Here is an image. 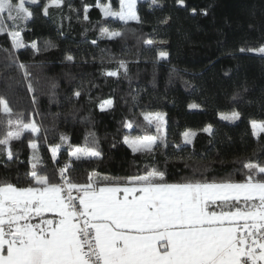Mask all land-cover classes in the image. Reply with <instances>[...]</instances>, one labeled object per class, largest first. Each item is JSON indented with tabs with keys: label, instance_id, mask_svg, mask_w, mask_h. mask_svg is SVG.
Wrapping results in <instances>:
<instances>
[{
	"label": "trees",
	"instance_id": "1",
	"mask_svg": "<svg viewBox=\"0 0 264 264\" xmlns=\"http://www.w3.org/2000/svg\"><path fill=\"white\" fill-rule=\"evenodd\" d=\"M46 2L41 0V5ZM95 3L64 0L61 8H50L48 16L42 6H33L34 18L21 32L26 47L15 50L31 74L28 80L5 59L2 49L11 48L10 39L0 35V95L15 113L41 128L35 136L28 132L12 142L11 162L5 164L0 156V180L16 183L18 175L30 170L31 139L37 142L42 171L70 162V175L78 180L90 172L118 178L143 174L153 157L133 154L123 137L143 134L139 125L145 111L164 115L169 147L156 149L155 162L170 182L194 167H206L209 179L230 176L239 181L241 161L264 162V133L254 136L250 123L264 121V57L239 51L264 44V0H185L184 7L176 0L151 7L150 1H142L137 3L141 22L127 25L105 18ZM113 3L118 5V0ZM84 5L89 6L87 20ZM102 28L122 35L109 38ZM33 42L38 52L30 47ZM161 51L168 53L166 59L159 57ZM67 55L74 57L72 62ZM108 71L119 75L108 77ZM29 82L34 91L28 90ZM108 99L113 106L102 111L100 105ZM192 104L198 107L190 108ZM234 110L241 113L239 120L220 119L221 113ZM125 122L133 128L124 127ZM209 125L211 135L203 131ZM186 131L195 133L190 145L183 142ZM149 132L155 134V128ZM3 134L0 125V137ZM55 145L60 148L53 162L49 147ZM86 145L95 146L101 157L77 161L70 156Z\"/></svg>",
	"mask_w": 264,
	"mask_h": 264
},
{
	"label": "snow or ice",
	"instance_id": "2",
	"mask_svg": "<svg viewBox=\"0 0 264 264\" xmlns=\"http://www.w3.org/2000/svg\"><path fill=\"white\" fill-rule=\"evenodd\" d=\"M83 3V0H81ZM138 0H96L95 7L105 18L124 25L140 23ZM160 0H150L149 7ZM184 7L185 0H176ZM64 0H0V35L10 39L11 48L2 49L5 59L15 63L25 80L30 78L27 65L15 50L25 48L21 32L34 18L33 6H42L45 16L50 8H61ZM69 9L73 10L71 5ZM88 5H84L87 20ZM193 12L196 10L193 9ZM207 15V11L203 12ZM109 38L120 37L117 30L102 28ZM95 43V42H93ZM152 44V41H147ZM39 51L37 44L30 46ZM264 57V44L240 48ZM161 59L168 53L161 51ZM74 57L67 55L72 62ZM120 68L127 71L123 61ZM118 77V71L106 72ZM29 91H34L29 82ZM80 91L75 96L80 97ZM136 98L133 97V100ZM35 102V98H33ZM113 106L111 99L101 103L104 111ZM197 108L198 105H189ZM0 156L5 164L13 160L12 142L25 133L33 136L41 128L15 113L8 99L0 95ZM142 135H125L123 143L133 154L153 157L143 174L118 178L86 173L82 180L70 175L71 163L58 169H38L41 158L35 139L30 170L16 183L0 180V264H264V162L241 161L243 179H209L207 168L194 167L189 175L169 181L166 171L156 166L155 151L168 148L166 121L159 112L141 113ZM241 113H221V120H239ZM252 134L264 133V121L251 120ZM124 127L133 128L131 122ZM155 128V134L149 129ZM211 135V125L203 129ZM195 133L185 132L183 142L192 144ZM61 141L66 137L61 135ZM60 145L51 147V159L57 160ZM75 160L100 158L95 146L76 147L70 152ZM190 158V157H189ZM167 154H165V164ZM187 167V165H185Z\"/></svg>",
	"mask_w": 264,
	"mask_h": 264
},
{
	"label": "rangeland",
	"instance_id": "3",
	"mask_svg": "<svg viewBox=\"0 0 264 264\" xmlns=\"http://www.w3.org/2000/svg\"><path fill=\"white\" fill-rule=\"evenodd\" d=\"M142 1H150V0H138V2H142ZM160 2H164V3H167V4H169V0H160ZM144 18H145V20H146V22H150V17H149V13H145L144 14ZM168 22V20L166 19V18H164V19H162V21H161V23L163 24V25H165L166 23ZM38 125V124H37ZM39 126V125H38ZM186 132H193V131H186Z\"/></svg>",
	"mask_w": 264,
	"mask_h": 264
},
{
	"label": "built area",
	"instance_id": "4",
	"mask_svg": "<svg viewBox=\"0 0 264 264\" xmlns=\"http://www.w3.org/2000/svg\"><path fill=\"white\" fill-rule=\"evenodd\" d=\"M50 149H51V147H49V151H50ZM50 153H51V151H50Z\"/></svg>",
	"mask_w": 264,
	"mask_h": 264
}]
</instances>
